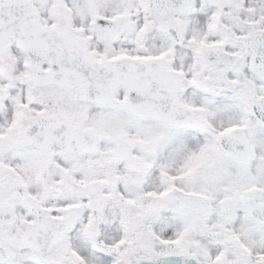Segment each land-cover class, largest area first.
Returning a JSON list of instances; mask_svg holds the SVG:
<instances>
[{
    "label": "snow or ice",
    "instance_id": "snow-or-ice-1",
    "mask_svg": "<svg viewBox=\"0 0 264 264\" xmlns=\"http://www.w3.org/2000/svg\"><path fill=\"white\" fill-rule=\"evenodd\" d=\"M0 264H264V0H0Z\"/></svg>",
    "mask_w": 264,
    "mask_h": 264
}]
</instances>
